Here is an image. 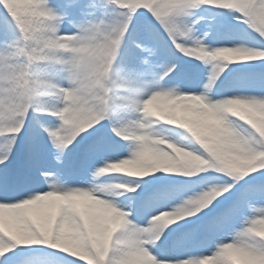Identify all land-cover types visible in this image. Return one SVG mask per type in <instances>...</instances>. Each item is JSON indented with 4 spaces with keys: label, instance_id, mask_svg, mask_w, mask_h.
<instances>
[{
    "label": "snow or ice",
    "instance_id": "snow-or-ice-1",
    "mask_svg": "<svg viewBox=\"0 0 264 264\" xmlns=\"http://www.w3.org/2000/svg\"><path fill=\"white\" fill-rule=\"evenodd\" d=\"M0 264H264V0H0Z\"/></svg>",
    "mask_w": 264,
    "mask_h": 264
},
{
    "label": "rangeland",
    "instance_id": "rangeland-1",
    "mask_svg": "<svg viewBox=\"0 0 264 264\" xmlns=\"http://www.w3.org/2000/svg\"><path fill=\"white\" fill-rule=\"evenodd\" d=\"M128 167H131V166H128Z\"/></svg>",
    "mask_w": 264,
    "mask_h": 264
}]
</instances>
